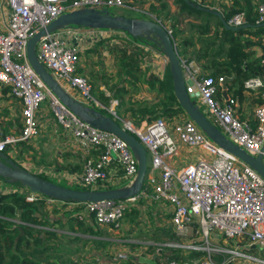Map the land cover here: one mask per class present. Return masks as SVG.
Wrapping results in <instances>:
<instances>
[{
    "label": "built area",
    "instance_id": "2783aa9c",
    "mask_svg": "<svg viewBox=\"0 0 264 264\" xmlns=\"http://www.w3.org/2000/svg\"><path fill=\"white\" fill-rule=\"evenodd\" d=\"M137 1L140 0H2L6 13L0 29V86H6L9 96L18 101L21 127L17 135L0 138V151L6 143L28 141L36 136L35 111L47 97L53 122L63 129L62 133L82 154L78 173L59 174L66 184L91 189L107 184L117 188L122 187V181L126 180L123 186H127L133 180L136 158L127 143L71 112L30 67L25 46L33 33L62 13L80 8H131ZM255 11L254 23H264V0H256ZM243 20V12H237L226 24L240 26ZM155 22L160 24L158 20ZM164 29L170 35L171 30ZM121 34L129 38L117 30L67 27L45 33L36 42L35 56L51 77L65 91L76 90L79 102L96 110L102 109L113 120L117 119L120 128L132 135L149 155V167L136 194L123 199L67 205L77 206L74 215L85 223L92 221L118 232L124 215L131 208L142 211L151 202L164 203L175 238L155 242L128 236L121 241L139 244L138 249L143 252L151 246L152 251L144 254L148 259L166 248L179 251L181 255L196 254L192 259L197 260L192 264H264L263 257L249 252L254 247L264 248V179L234 155L218 150L184 113L172 117L169 122L163 118L138 122L120 117L115 110L116 100L109 99L103 106L93 97L88 81L75 72L82 39L96 41L107 36L122 37ZM179 64L189 99L206 108L211 120L207 119L232 143L251 156L260 153L264 161V82L256 76L243 82V91L259 100L251 108V119L243 120L236 115V98L225 94V77L202 75L192 60L179 58ZM218 92L223 95L217 96ZM195 147L207 157L198 155L179 167L169 163L179 149ZM23 188L26 201L42 195ZM45 197L49 206L64 202ZM12 221L17 225L24 224ZM122 251L121 258H127L131 253L127 248ZM166 264L183 263L169 259Z\"/></svg>",
    "mask_w": 264,
    "mask_h": 264
},
{
    "label": "trees",
    "instance_id": "16d2710c",
    "mask_svg": "<svg viewBox=\"0 0 264 264\" xmlns=\"http://www.w3.org/2000/svg\"><path fill=\"white\" fill-rule=\"evenodd\" d=\"M161 2V0H155ZM178 4V13H184L186 16H194L195 19L202 17L203 21L195 24L196 20H189L188 36L181 37L175 41V37L182 31L177 29L178 14H170L169 29L171 30L170 37L173 40L176 54L178 58L186 61L192 60L200 68L202 75H210L212 77L223 76L225 80L223 86L229 90L234 85V97H241V90H243V82L252 76L259 77L264 82V23L255 24L256 17V0H212L221 10V18L224 22L228 20L233 14L243 12V27H238L233 30L231 28L223 27L218 17L211 12L196 8L184 0H174ZM202 7L208 8L203 4V0H190ZM167 4H162L161 9H164ZM219 11V10H218ZM213 17L217 20L216 30L213 31L211 38H206L211 32V26L208 23V18ZM188 21V20H187ZM160 24L167 28L162 21ZM218 28V29H217ZM211 35V34H210ZM207 36V37H208ZM131 37V36H130ZM134 41H142L139 38L131 37ZM107 37H102L95 41L101 43ZM144 42V41H142ZM145 43V42H144ZM262 44V45H261ZM260 45V47H259ZM137 51L126 52L125 48L118 49L120 52H115L114 60L116 62L117 70H115V77L118 83L110 87L109 96H104L108 100L113 98L117 101L115 110L120 117H130L136 121L146 120L150 121L157 118L171 119L172 117L183 114L184 112L179 107L171 88L170 79H162L153 73L146 76L138 74L137 64L135 60L129 63L125 58L132 56L138 57L143 51V46H135ZM256 48L259 49V55L256 56ZM132 53V54H131ZM188 54V55H187ZM261 60L263 62H261ZM143 81L146 84L147 91L153 93L152 99L137 98L132 99L129 95V84L136 91L138 82ZM7 87H1L0 92L5 93ZM8 92V89H7ZM222 92L217 96H222ZM259 102V100H256ZM102 114L108 115L104 110H99ZM117 123L118 120L115 119ZM20 128V127H19ZM2 134V132H1ZM6 143L4 148L0 151L1 158L12 160L20 168H24L16 161V157L20 158V150L15 148L19 143ZM15 151L14 159L11 158L9 152ZM16 156V157H15ZM3 160V159H1ZM61 170L63 166H57ZM147 170V169H146ZM72 171V170H71ZM78 171V168H75ZM39 178L48 180L57 185L73 188L77 190L91 189L89 186H69L64 183L55 182L52 178L42 174L34 173ZM0 181L4 182L6 186L0 190V264H57L56 248L71 241V242H99L101 239L95 236L99 235L97 226H92L91 223H85L77 218V206H74L73 211H61L58 213L57 208H65L67 204H74L72 200H66L60 205L52 204L50 207L45 203L46 197L40 195L36 200L26 201L24 190L17 181H7L0 177ZM114 186L102 184L93 189H110ZM6 189V190H5ZM19 189L21 191H19ZM50 215H47V212ZM52 210V211H51ZM64 212V213H63ZM58 213V214H57ZM56 215V216H53ZM136 209L131 208L127 216L135 218ZM12 220L23 222L22 225L15 224ZM95 224V223H94ZM74 227L81 233H86L90 237L81 238L77 235H67L63 232H58L56 228L73 231ZM158 235L151 237L154 240L162 238H175V235L169 228L157 227ZM108 241V240H106ZM134 246L133 243H131ZM152 247L146 248L147 253L152 251ZM139 256L142 257L140 254ZM196 254L189 253L187 257H195ZM125 258L118 264H166L167 260L175 258L181 260V257L170 249H163L154 254L150 259L131 260ZM162 259V262H158ZM145 260V261H142Z\"/></svg>",
    "mask_w": 264,
    "mask_h": 264
},
{
    "label": "rangeland",
    "instance_id": "374dc122",
    "mask_svg": "<svg viewBox=\"0 0 264 264\" xmlns=\"http://www.w3.org/2000/svg\"><path fill=\"white\" fill-rule=\"evenodd\" d=\"M196 2H199L196 0ZM162 4H167L164 9H161ZM203 4L207 5L208 8L214 9L221 13V9L212 2V0H203ZM131 8H114V7H109L108 10L112 13H116L118 15H123L126 17H140V18H146L150 19L153 21L158 20L159 22L162 21L163 24L169 28L170 24L172 21L170 20V12L171 14H178V27L179 30L182 32L175 37V41H177L181 37H187L188 36V30H189V23L191 21L189 20H194V16H186L184 13H178V4L174 0H161V2L155 1V0H140L137 2H133L130 6ZM170 11V12H169ZM188 20V21H187ZM196 23L195 24H200L198 22H202L203 18H197L195 19ZM208 23L210 24L211 32L208 35H206V38H211L213 31L216 30L217 26V20L213 17L208 18ZM218 29V28H217ZM127 34V33H126ZM128 35V34H127ZM122 36V34H121ZM128 37H111L108 36V39H104L101 43H93L94 45L92 47H89V49H82L79 55V61L76 64V69L75 72L77 74H80L83 76L86 81L91 86V92L92 95L95 99H97L103 106H106L108 104V98L106 99L103 95L101 90L97 87L101 85L105 91H109L110 87L113 85L117 84L119 79L115 77V70H117L116 62L114 60V55L115 52H120L118 49L125 48L126 52L128 51H137L135 46H143V51L140 52V55L138 57L133 58L132 56H129L125 58L128 60L129 63L132 62V59L135 60V63L137 64V71L138 74H141L142 77L146 76L149 73L155 74L157 77L162 78V79H170L169 72H168V67H167V62L162 55V53L155 47L153 43L146 42L139 38V40L142 41H134L130 35ZM208 36V37H207ZM263 47H264V42ZM36 46V45H35ZM260 47V45H259ZM256 56L259 55V49L256 48ZM132 54V53H131ZM188 55V54H187ZM261 62H263L261 60ZM118 79V81H117ZM92 82V83H90ZM125 87H128L129 95L130 98L132 99H139V98H153V93L147 91L146 89V84L143 81L138 82L137 89L136 91L133 92L135 88L130 86L129 84L126 83V85L123 83ZM104 93V92H103ZM110 94V93H109ZM1 96V95H0ZM9 96V94H8ZM10 97V96H9ZM12 98V97H11ZM14 99V98H12ZM74 99H78L77 95ZM197 104V103H196ZM202 113L208 118L207 110L203 105L197 104ZM101 110V109H98ZM11 114V115H10ZM9 115L11 117H15L12 119V127L6 126V122L9 119ZM40 117L41 119L37 120V134L35 137L31 138L35 139L36 137L39 136L41 131H43V124L42 122L46 121L49 117L52 116L51 110L48 105V98L45 97L38 105L36 111H35V117ZM130 118V117H126ZM37 119V118H36ZM132 119V118H130ZM133 121H136V119H132ZM164 120L170 121V119H166L164 117ZM211 120V119H210ZM0 125L5 126L6 128L16 132L17 128L21 127V120L19 117V103L16 99H14L11 103L6 102V97H0ZM50 128H55L56 130L62 132V128L56 123L53 122L50 124ZM39 133V134H38ZM8 135L9 133L6 132ZM11 135L15 136L17 133H11ZM225 135V134H224ZM39 138V137H38ZM29 141V140H28ZM27 141V142H28ZM42 144V143H41ZM44 145V144H43ZM10 155H14L13 151L9 152ZM205 156L207 155L199 148L195 147L192 149H179L177 155L172 156V158L169 160V163L172 166L179 167L180 165H183L191 160H193L196 156ZM16 157V156H15ZM13 160H17L20 163L23 161V166L27 167L28 171L31 173H38L39 170L38 168H35L36 166L40 165L41 168H44V165H41L40 161L43 162L41 159V156L36 152H28L25 156V159H21L16 157L11 156ZM44 159V158H43ZM264 162V161H263ZM28 164L30 167H28ZM240 167V164H237ZM149 167V155L146 153V169ZM33 169L32 172L31 170ZM55 182L57 183H64L61 179L59 180L60 176H50ZM126 184V180L121 182V186ZM67 185V184H65ZM6 184L2 181H0V190L2 187L4 188ZM50 207V206H48ZM74 206L72 205H65V208H57L58 213L61 211H70L72 212ZM52 211V210H51ZM47 212V210H46ZM63 212V213H64ZM57 213V214H58ZM47 215H50L47 212ZM56 216V215H53ZM129 219L130 223L132 226L129 228L130 225H127L125 227V222L124 225L121 227V230L118 232H114L113 230L107 229L105 226H100L97 224H94L92 221L91 224L92 226H97L98 227V232L99 235L95 236L96 238L101 239L99 242L91 243V242H82V241H77V242H67L60 247L56 248V256L57 258H52L51 260H57V264H118L119 261L125 260V258H121V254L123 253V249H130L131 253L128 256V253L126 254L131 260H139V259H146V255L148 254L147 252L139 251L138 246H141L139 244H134V246L131 245V243H125L121 241V238L124 237H134L133 239H139V240H145V239H150L155 242H161L165 239H171V238H160L158 240H154L151 237V234L154 235L158 230L157 226H154L155 220L152 219L149 214H147V211L144 209L142 211L136 212L135 218L124 215V220ZM164 221L163 225L160 228H169L170 225L168 223V217L167 215H163ZM159 227V226H158ZM128 228V230H127ZM58 232H63L66 233L67 235L73 236L77 235L81 238H88L90 237L86 233H81L77 231V228L74 227L73 231H68L60 228H56ZM171 231V229H170ZM82 234V235H81ZM158 234V233H157ZM108 240V241H106ZM220 243V242H219ZM148 251V250H147ZM173 252L177 253L180 257L181 260H179L183 264H192L194 263L197 258L192 259L193 257H187V255H181L179 251L172 250ZM249 252L252 254H255L257 256L263 257L264 258V248H259V247H254L249 249ZM140 253L142 254V257L139 256ZM145 256V257H144ZM175 259V258H171ZM176 260V259H175ZM145 261V260H142ZM168 261V260H167ZM158 262H162V259L159 260Z\"/></svg>",
    "mask_w": 264,
    "mask_h": 264
},
{
    "label": "water",
    "instance_id": "95a60500",
    "mask_svg": "<svg viewBox=\"0 0 264 264\" xmlns=\"http://www.w3.org/2000/svg\"><path fill=\"white\" fill-rule=\"evenodd\" d=\"M184 1L196 8L213 13L218 17L223 27L235 30L238 27L247 25L242 24L235 27L229 26L222 20L218 11L202 7L190 0ZM67 27L117 30L127 33L131 37L141 38L146 42L153 43L162 53L167 62L172 93L187 118L197 125V127L213 142L218 150L234 155L243 163V165L250 167L264 179V162L261 154L257 153L255 156H251L242 148L232 143L210 122V120L207 119L194 100L189 99L185 92L182 71L173 40L170 35L167 34L164 27L150 19L126 17L112 13L108 9L96 10L93 8L75 9L57 16L45 27L40 28L27 39L25 55L27 62L39 79L71 112L81 120L99 129L109 131L127 143L133 156L136 158V173L133 180L127 186L117 188L77 190L63 187L39 178L27 169L18 167L17 164L7 158H1L3 160L0 159L1 178H4L7 181H17L21 186L27 188L33 193H40L43 196L51 197L60 201L72 200L74 202L123 199L136 194L141 187L146 171V153L144 148L132 135L121 129L119 124L111 117L72 98L43 68L35 56V45L40 37L45 33ZM0 157H2L1 153Z\"/></svg>",
    "mask_w": 264,
    "mask_h": 264
},
{
    "label": "crops",
    "instance_id": "0c3cea01",
    "mask_svg": "<svg viewBox=\"0 0 264 264\" xmlns=\"http://www.w3.org/2000/svg\"><path fill=\"white\" fill-rule=\"evenodd\" d=\"M252 2H255V0H253ZM5 13H6V5L4 3H2V0H0V29L4 25ZM93 43H95V41H92V40L89 41V38H87V39H82L79 44H80L81 49H84V48L89 49V47H92L94 45ZM78 61H79V59H78ZM90 83H92V82H90ZM1 87H4V86H0V88ZM97 87L101 90V92H104L103 93L104 96H109L112 94V92H110V90L108 92L105 91V89L101 85H99ZM234 89H235V87L233 85L229 88V90L225 91V94L226 95H233ZM66 92L72 98H75L77 95L76 90L68 89V90H66ZM0 95H1L0 97H6L7 103H11L14 100L8 96L7 89H6L5 93L0 92ZM235 98H236V102H237L236 115L238 116V118L243 119V120L244 119L250 120L251 119V108L253 107V105L256 102L255 96L253 94H248V93L244 92L243 90H241V97H239V98L235 97ZM109 99H113V98H109ZM146 99L149 100L150 98L148 97ZM10 115H9L8 121L6 122V126L13 128L14 126L12 125L11 121L15 117L14 116L11 117ZM36 118H37V120L41 119L39 116ZM51 123H53L52 116L49 117L46 121L42 122L43 131H41L40 134L38 133L39 138L36 137L35 139L29 140L28 142L23 141L22 143H19L16 146L15 150L16 151L20 150L19 155H20V157L22 156V158H21L22 160H23V158L25 159V156L28 152L36 151L41 156V159L43 160V162L40 161L41 162L40 164L44 165V168H41L40 165L36 166L35 168H38V170H39L38 173H42L48 177H50V175L43 173L42 170L49 172V173H52V176L53 175L59 176L60 173L66 175V176H68L69 174L78 173L80 171L81 162H82L81 152L79 151V149L75 145L72 144V142L62 132L56 130L55 128H50ZM19 129L20 128H17L16 132H14V131L6 128L5 126L0 125V138L7 136L6 132L9 133L8 135H11V133H18ZM1 132H2V134H1ZM13 153H15V151H13ZM11 156L13 157L14 155H11ZM16 162L19 163L21 166H23V164H24L23 163L24 161L22 163H20L19 161H16ZM57 166H63L64 168L59 170L56 168ZM28 167H30L29 164H28ZM24 168H27V167H24ZM75 168L76 169L78 168V171H75ZM31 171L35 172V171H33V169ZM60 179L63 182H65V184H66V180L64 178H59V180ZM142 203L143 202H140L141 205H142ZM145 207L146 208H144V209L147 211V214H149V216H151L152 219L155 220L154 226L161 227L163 225L162 221H164L163 215L166 214L168 217V213L166 211L165 204L164 203H158V202H151V204H149V206H145ZM133 208L136 209V212L139 211L136 207H133ZM124 222H125V227H127V225H130L129 226V228H130L132 226L129 219L125 218V220L122 223V226L124 225ZM127 230H128V228H127ZM157 233H158V231L153 236L158 235Z\"/></svg>",
    "mask_w": 264,
    "mask_h": 264
}]
</instances>
